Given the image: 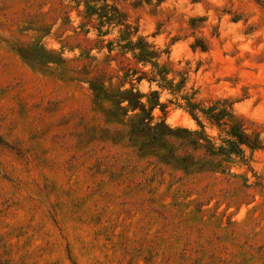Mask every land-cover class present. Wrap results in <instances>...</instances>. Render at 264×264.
<instances>
[{"label":"rangeland","instance_id":"rangeland-1","mask_svg":"<svg viewBox=\"0 0 264 264\" xmlns=\"http://www.w3.org/2000/svg\"><path fill=\"white\" fill-rule=\"evenodd\" d=\"M0 264H264V0H0Z\"/></svg>","mask_w":264,"mask_h":264},{"label":"trees","instance_id":"trees-1","mask_svg":"<svg viewBox=\"0 0 264 264\" xmlns=\"http://www.w3.org/2000/svg\"><path fill=\"white\" fill-rule=\"evenodd\" d=\"M144 119L145 118H142L141 121H138V122H136L135 124L132 125L133 128L130 130V134L143 133L146 130H152L151 128L147 127V125H145L143 123ZM166 135H169V134H166ZM157 136H158L157 130H154L152 138L156 139ZM236 137L238 138L239 143H245L246 142L247 137L244 134L240 133L239 135H236ZM230 146H231V151L232 152L239 153L240 149L237 146H235V144H230ZM187 158H190V156L187 155V156L181 158V160H180L181 163L185 164L186 160H188Z\"/></svg>","mask_w":264,"mask_h":264}]
</instances>
